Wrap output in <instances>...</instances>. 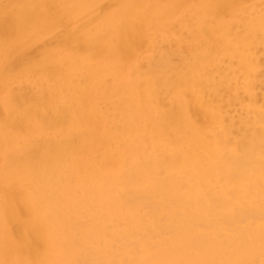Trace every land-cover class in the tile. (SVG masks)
Here are the masks:
<instances>
[{
  "label": "bare ground",
  "instance_id": "bare-ground-1",
  "mask_svg": "<svg viewBox=\"0 0 264 264\" xmlns=\"http://www.w3.org/2000/svg\"><path fill=\"white\" fill-rule=\"evenodd\" d=\"M45 2L158 6L219 0H0V4ZM234 2L259 4V0ZM90 11L80 9L83 22L90 19ZM160 11L147 10L149 16ZM169 22L168 27L143 37H129L119 63L73 61L70 67L42 72L31 85L11 89L17 103L31 106L42 122L62 125L70 108L92 129L78 141L75 155L52 158L31 184L30 202L38 208L42 229L34 233L38 244H43L45 236H57L70 244L98 246L106 232L131 238L149 230L155 242L151 250L143 254L116 251L109 258L145 262L231 258L219 246L225 223L217 205L232 187L223 179L232 164L229 138L234 141L243 134L242 123L245 130L257 133V141L241 183L251 182L259 191L264 50L257 39L249 56L220 35L186 32L174 15ZM11 26V20H0V32ZM45 50L39 44L30 49L34 54ZM246 81L254 104L250 118L242 122L237 97L247 95ZM4 95L0 71V194L5 175ZM209 102L229 117L225 130L217 129L211 139L198 130L214 125ZM58 107L65 110L58 112ZM189 116L198 127L189 124ZM19 211L25 217L30 213L24 200ZM258 226L257 222V230ZM232 227L242 225L236 222ZM40 258L56 260L60 254L51 249Z\"/></svg>",
  "mask_w": 264,
  "mask_h": 264
},
{
  "label": "snow or ice",
  "instance_id": "snow-or-ice-1",
  "mask_svg": "<svg viewBox=\"0 0 264 264\" xmlns=\"http://www.w3.org/2000/svg\"><path fill=\"white\" fill-rule=\"evenodd\" d=\"M159 8L155 16L147 10ZM89 8L90 19L83 22L80 9ZM177 17V23L198 36L220 35L235 42L251 55L258 39L264 50V0L259 4L237 3L219 0L202 4H108L104 6L75 3L0 4V20L12 21V26L0 32V71L5 83L4 130L5 175L3 193L0 194V264H264V103L259 109L260 183L259 191L248 181L241 183L249 171L257 133L244 129L238 138L230 136L232 164L223 177L232 185L229 194L217 208L222 213L225 234L219 246L228 252L229 259H184L179 261L115 260L113 252L129 254L146 253L155 246L149 230L136 237L125 238L105 233L96 246L86 242L69 243L57 236H45L43 244L34 240L40 232L38 208L30 202L29 191L38 170L52 158L75 155L80 141L92 131L80 119L78 112L67 109L68 116L62 125L42 122L31 106L17 103L11 89L36 82L45 71L56 67H70L73 61L93 64L100 59L123 60L122 46L135 35L143 37L148 32L168 27L169 16ZM257 20L259 25L257 27ZM46 49L34 54L30 49L36 45ZM251 69V65H249ZM247 95L237 97V115L241 121L250 118L254 101L250 82H245ZM183 99L184 93H179ZM214 125L198 128L207 138L224 131L228 115L215 104L208 103ZM65 109L58 107L57 111ZM247 113V116H245ZM192 127H198L188 117ZM251 128V124H249ZM243 193V194H241ZM21 200L28 203L30 213L23 216L19 209ZM239 222L240 228L232 224ZM258 222V230L256 228ZM17 226L21 231H17ZM151 228V225H149ZM54 249L60 254L56 260L40 258ZM26 254L28 258H22Z\"/></svg>",
  "mask_w": 264,
  "mask_h": 264
}]
</instances>
